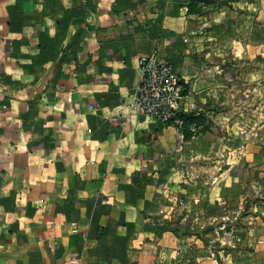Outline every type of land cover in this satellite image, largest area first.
I'll list each match as a JSON object with an SVG mask.
<instances>
[{
	"label": "crops",
	"instance_id": "1",
	"mask_svg": "<svg viewBox=\"0 0 264 264\" xmlns=\"http://www.w3.org/2000/svg\"><path fill=\"white\" fill-rule=\"evenodd\" d=\"M203 1L0 0V264H264V0Z\"/></svg>",
	"mask_w": 264,
	"mask_h": 264
},
{
	"label": "built area",
	"instance_id": "2",
	"mask_svg": "<svg viewBox=\"0 0 264 264\" xmlns=\"http://www.w3.org/2000/svg\"><path fill=\"white\" fill-rule=\"evenodd\" d=\"M204 7L203 0L198 2ZM140 80L133 99V104L150 117L173 122L181 127L183 119L179 113L185 112L183 98L185 81L174 64L168 59L159 58L155 54L139 56ZM196 130L194 122L188 125Z\"/></svg>",
	"mask_w": 264,
	"mask_h": 264
},
{
	"label": "trees",
	"instance_id": "3",
	"mask_svg": "<svg viewBox=\"0 0 264 264\" xmlns=\"http://www.w3.org/2000/svg\"><path fill=\"white\" fill-rule=\"evenodd\" d=\"M192 2V4H196V6L198 5V2L200 0H190ZM199 6V5H198ZM200 7V6H199ZM179 116L183 119L182 124H181V128L183 129L185 136H189L192 131L190 129H188V125L192 122H198V115L194 114L193 112H181L179 113Z\"/></svg>",
	"mask_w": 264,
	"mask_h": 264
}]
</instances>
